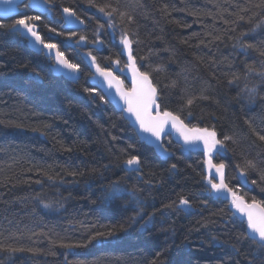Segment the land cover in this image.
Returning a JSON list of instances; mask_svg holds the SVG:
<instances>
[{"label": "trees", "instance_id": "16d2710c", "mask_svg": "<svg viewBox=\"0 0 264 264\" xmlns=\"http://www.w3.org/2000/svg\"><path fill=\"white\" fill-rule=\"evenodd\" d=\"M49 2L45 39L64 47L56 18L72 9L85 22L79 35L101 43L96 63L128 85L126 34L162 111L215 131L226 184L264 205V0ZM64 52L80 66L76 83L0 28V264H264L246 222L214 194L203 154L180 145L160 159L101 99L85 61ZM133 156L139 171L123 167Z\"/></svg>", "mask_w": 264, "mask_h": 264}, {"label": "snow or ice", "instance_id": "6c2138e0", "mask_svg": "<svg viewBox=\"0 0 264 264\" xmlns=\"http://www.w3.org/2000/svg\"><path fill=\"white\" fill-rule=\"evenodd\" d=\"M48 3L49 0H41V3L34 5V7L43 9V6ZM0 5H3L2 12L5 17L18 10L16 0H0ZM99 11L104 13L106 16H112V12H105V7H99ZM113 11H115V9H113ZM63 13L66 14V24L75 22L83 23V21L76 16V13L72 9L63 8ZM71 18H74V20ZM39 20H41L40 15L24 14L21 18H17L9 24L0 20V28H8L28 36L31 39V42L42 45L43 48L48 49L49 55H52L53 50H55L54 58L58 64L68 69L70 72H79L80 66L78 64L70 63L65 58L64 53L57 49L56 44L45 42L40 33L36 30L35 22ZM109 26L111 27L112 25ZM101 27H103V25H101ZM49 31L55 32L56 30L52 28L49 29ZM72 35H75V33H72ZM84 39V36L80 37V40ZM120 42L128 49V60L130 63L127 66L132 72V88L128 93H122L121 98L124 99L127 105L126 111L135 116L140 129L145 133H149L150 135L159 138L165 126L171 124V127L174 128L183 138L185 144H196L197 142H202L206 154L210 155L218 145L222 148L224 143L222 140L216 139L215 131H210L208 128H199L195 126L189 127L184 123L178 114H174L172 111L168 110H160V104L157 103V89L152 84L148 72H141L139 68H137L135 59L131 54V41L127 38L126 34L121 36ZM246 47L251 48L252 45H246ZM261 55H264V52H261ZM92 63L95 64V57L92 58ZM117 63H119V61H117ZM96 68L97 71L106 78L112 77L111 72L101 69L99 65H96ZM249 70L252 71L251 68ZM113 79H115V77H113ZM86 91L91 90L86 89ZM101 99H103V97H101ZM192 103V99L187 100L188 105H191ZM153 110L155 111V115H153ZM257 135L261 141H264V135H260L259 133H257ZM228 139H230V137H224V140ZM125 163L130 168L135 165L136 167L132 170L139 171L140 160L138 157L133 156ZM208 163L210 167H214L216 169V173L220 178L219 183L213 182L214 177L209 178L208 183L211 185V188L217 194L225 191L231 193L232 206L235 207L244 217H246L248 238L253 240L259 249L264 250V205L255 199H253L251 203H246L243 197L237 195L235 191L229 189L224 183L222 172L224 165H213L211 159H209ZM248 166L254 167L250 161L248 162ZM172 167L175 168V165H172ZM241 176H244L243 169L241 170ZM261 179L264 180V175L261 176ZM253 183H255V181H253ZM114 194H120V190L118 188L114 189ZM179 204L183 206V210L185 211L189 210L191 207L189 201L184 198L180 199ZM45 207H47V205H45ZM63 247L71 248L72 245H63Z\"/></svg>", "mask_w": 264, "mask_h": 264}, {"label": "water", "instance_id": "95a60500", "mask_svg": "<svg viewBox=\"0 0 264 264\" xmlns=\"http://www.w3.org/2000/svg\"><path fill=\"white\" fill-rule=\"evenodd\" d=\"M28 2V6H30L31 8L44 13H50V9L49 7L51 6L50 3L46 4L43 6V9L38 8V7H34V5H37L39 3H41V0H16V3L18 4V6L24 4ZM3 9V5H0V19L3 21L9 20V19H13V18H17L18 15L20 14L21 10L18 8V10L16 12L10 13L7 17H5L3 15L2 12ZM47 9V10H44ZM63 17L65 19L66 14L63 13ZM74 20V18H71ZM84 26L83 23H79V22H75V23H71V24H66L67 28H71V29H80ZM22 36H24L25 38H27L29 40V44H30V49L34 50L35 52H40L41 50L44 51V53L48 56L49 55V50L46 48H43L42 45L39 44H35L33 42H31V39L28 36H25L23 34H21ZM54 52L55 50H53V54L50 55L53 57L54 61H55V65L53 66V72L55 75H61L63 77H65L66 79L70 80V81H76L80 74L79 72H70L68 69L64 68L62 65L58 64L57 61L54 58ZM88 59V64L90 67V70L94 76V79L97 82V87L102 91V93L104 94L105 98L107 99V101L112 104V106L122 114L123 118L128 122L129 126L135 131L136 135L138 136V138L143 141L144 143H146L148 146L152 147L155 152L157 153V155L161 156L162 159L168 158V153L166 151V149L164 148V146L162 145L163 143V139L164 137H166L167 135H171L172 139L174 141H176L178 144H185L183 138L180 136V134L171 127V124H168L165 126L164 130L161 132L160 137L156 138L152 135H150L149 133H145L140 129L139 123L136 121V118L134 115L128 113L126 111L127 109V105L124 101V99L121 98V94L122 93H128L129 90L132 88V84L130 86V89H127L124 85V82L122 81L121 78H119L112 70L109 69H104L105 71H109L112 73V77H105L103 75H101L100 72L97 71L96 68V64L92 63V57L87 55L86 56ZM113 77H115V79H113ZM150 78V77H149ZM151 80V79H150ZM152 82V80H151ZM153 84V83H152ZM119 89V91H118ZM157 97H158V93H157ZM157 103H158V98H157ZM161 110V107H160ZM162 111V110H161ZM153 115H155V111L153 110ZM185 123V121H184ZM186 124V123H185ZM187 125V124H186ZM217 139V138H216ZM191 146L194 149H197L198 151L202 152L204 155V161H205V168L204 171L208 174H210L211 177H214L215 181H217L219 183V175L216 173V169L214 167H210L209 166V159H211V162L213 165L214 162L211 158L212 153L215 150L221 149V147L218 145L216 149H214L212 151V153L206 154L205 150H204V146L202 142H197L196 144H191ZM126 167H129L127 165H125ZM136 166L133 165L131 166V168H135ZM130 168V167H129ZM223 172V179H224V183L225 182V173L224 170L222 169ZM227 185V184H226ZM229 188V187H228ZM231 189V188H229ZM217 194V193H216ZM220 197L225 198L226 200L230 201L232 204V195L230 192H221L219 193ZM246 203H251L248 202L246 200H244ZM232 211L234 212V214L239 218L242 219L246 222V217H244L240 212H238V210L232 206ZM247 232V229H246Z\"/></svg>", "mask_w": 264, "mask_h": 264}, {"label": "bare ground", "instance_id": "6f19581e", "mask_svg": "<svg viewBox=\"0 0 264 264\" xmlns=\"http://www.w3.org/2000/svg\"><path fill=\"white\" fill-rule=\"evenodd\" d=\"M51 4V6L49 7V9H50V13H47V12H44V13H41V12H39V11H37V10H35V9H33V8H31L30 6H18V8L19 9H22L23 11H24V13L26 14L27 13V15L30 13V15H40L41 17H44V16H46V17H48V18H51L52 17V14H53V8H54V5L52 4V3H50ZM63 8H66V7H61L60 9H59V11H60V16L58 17V18H56V20H57V22H58V24L60 25V27H61V33H62V37H61V39L63 38V43H64V47H62V48H60L59 47V45L57 44V42H59V41H56V40H54V41H51V40H49V39H45L43 36H42V34H41V32H40V21H36L35 22V24H36V30L40 33V35L42 36V38L45 40V42L46 43H54V44H56L57 45V49L59 50V51H61V52H63L64 53V56H65V58L70 62V63H74L66 54H65V52L64 51H66V49H69L70 51H73V52H75L76 54H78L79 55V57L80 58H82L84 61H85V63L87 64V66H88V68H89V71H90V73H91V82H92V85L96 88V90L102 95V97L105 99V101L108 103V104H110L108 101H107V99L105 98V96H104V94L102 93V91L97 87V83H96V80L94 79V76H93V74H92V72H91V70H90V67H89V64H88V59H87V55H89V56H91L92 58L94 57V55H93V53H92V50L93 49H99V47H100V45H101V43L100 42H97V43H95V44H87L86 43V41H85V39L84 40H78V38L79 37H81L80 35H79V32H81L82 30H84V28H85V22L80 18V20H82L83 21V24H84V26L82 27V28H80V29H71V28H67L66 27V23H65V19H64V17H63ZM27 11V12H26ZM77 16V15H76ZM13 31V30H12ZM16 32V31H15ZM19 36H20V38L21 39H23L25 42H26V44L28 45V47L29 48H31L30 47V44H29V40L27 39V38H25L24 36H22L21 35V33L20 32H16ZM51 33H53V32H51ZM72 33H75V35H72ZM55 34V33H54ZM52 34L53 36V39H59L60 40V38H59V36L57 35V34ZM78 35H79V37H78ZM69 37H70V39H69ZM32 50V49H31ZM35 52V51H34ZM37 54H42L43 55V57L44 58H46L49 62H50V70H51V72L54 74V72H53V66L55 65V61H54V59H53V57L52 56H50V55H46L45 53H44V51L43 50H41L40 52H36ZM75 64V63H74ZM95 64L96 65H98L97 63H96V61H95ZM101 69H108V68H102V67H100ZM110 70V69H109ZM79 74H80V76H79V78L76 80V81H70V80H68V81H70V82H73V83H76L79 79H80V77H81V71L79 70ZM32 75V74H31ZM55 75V74H54ZM56 76H60V75H56ZM67 80V79H66ZM128 89H130V88H128ZM111 106H112V104H110ZM113 107V106H112ZM114 108V107H113ZM115 109V108H114ZM116 110V109H115ZM162 110V109H161ZM117 111V110H116ZM118 112V111H117ZM118 113H120V112H118ZM122 115V114H121ZM123 117V116H122ZM124 119V118H123ZM125 120V119H124ZM130 127V126H129ZM131 128V127H130ZM132 129V128H131ZM133 130V129H132ZM134 131V130H133ZM134 133H135V131H134ZM135 135H136V133H135ZM136 137L138 138V136L136 135ZM168 137H170L171 139H165V138H168ZM138 140L140 141V142H142V143H144L143 141H141L139 138H138ZM168 142V144H169V146H167V143ZM145 145H147L146 143H144ZM162 145L164 146V148L166 149V151H167V153H168V158H165V159H162V157L161 156H159V155H157V153L155 152V150L152 148V147H150V146H148V147H150L153 151H154V153L160 158V159H162L163 161H168V159H169V157L171 156V154H172V151L171 150H169V148H173L175 151H176V153H178V151L179 152H182V148H181V146H180V144H178L176 141H174L173 139H172V137L170 136V135H167L166 137H164V140H163V143H162ZM176 145V146H175ZM185 146H187V147H185V151H186V153L189 151V150H193V152H198V150L197 149H194L192 146H191V144H185ZM195 150V151H194ZM200 152V151H199ZM202 153V152H201ZM203 154V153H202ZM126 162V161H125ZM124 162V164H123V167L125 168V169H127V170H130V171H133L132 169L133 168H129V167H126L125 165H126V163ZM202 163L204 164V167H205V161H204V159L202 160ZM215 164V163H214ZM215 165H218V164H215ZM139 169H140V165H139ZM224 169V168H223ZM217 182V181H216ZM218 183V182H217ZM216 192L214 191V194H215ZM216 196H220L219 194H215ZM237 195H239V194H237ZM239 196H241V195H239ZM242 197V196H241ZM244 199V198H243ZM228 201V200H227ZM230 202V201H229ZM231 203V202H230ZM178 207L180 208V209H183V206H181L180 204L178 205Z\"/></svg>", "mask_w": 264, "mask_h": 264}, {"label": "rangeland", "instance_id": "374dc122", "mask_svg": "<svg viewBox=\"0 0 264 264\" xmlns=\"http://www.w3.org/2000/svg\"><path fill=\"white\" fill-rule=\"evenodd\" d=\"M185 147H187V146H185ZM186 152V151H185ZM223 152V150L222 151H220V153H222Z\"/></svg>", "mask_w": 264, "mask_h": 264}, {"label": "flooded vegetation", "instance_id": "af4514ba", "mask_svg": "<svg viewBox=\"0 0 264 264\" xmlns=\"http://www.w3.org/2000/svg\"><path fill=\"white\" fill-rule=\"evenodd\" d=\"M129 76H130V78L132 77V76L130 75V73H129Z\"/></svg>", "mask_w": 264, "mask_h": 264}]
</instances>
